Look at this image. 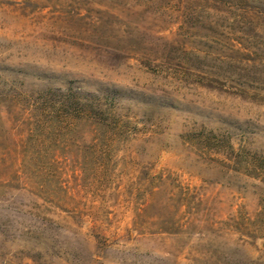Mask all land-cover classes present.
Returning a JSON list of instances; mask_svg holds the SVG:
<instances>
[{"label":"rangeland","instance_id":"obj_1","mask_svg":"<svg viewBox=\"0 0 264 264\" xmlns=\"http://www.w3.org/2000/svg\"><path fill=\"white\" fill-rule=\"evenodd\" d=\"M253 157L264 0H0V264H264Z\"/></svg>","mask_w":264,"mask_h":264},{"label":"trees","instance_id":"obj_2","mask_svg":"<svg viewBox=\"0 0 264 264\" xmlns=\"http://www.w3.org/2000/svg\"><path fill=\"white\" fill-rule=\"evenodd\" d=\"M117 91V90H116ZM73 98L76 100L75 95H66L65 100L60 102L61 107H70L74 109H78L77 107H80L79 109L80 112H75L77 114L76 117L80 118L82 115H86L87 117H91L92 119H95L96 121L102 122L104 121L102 118V113L98 112V109L91 101H89L88 98H81L83 101H77V103L73 106ZM67 113L72 114L73 112L71 110H67ZM82 113V114H79ZM74 114V113H73ZM232 147V146H231ZM248 162L250 165H253V167L256 168H261L264 170V160L261 161L258 158H248Z\"/></svg>","mask_w":264,"mask_h":264}]
</instances>
